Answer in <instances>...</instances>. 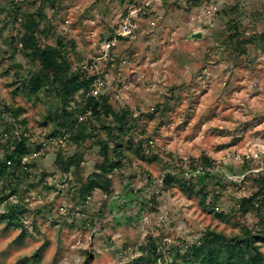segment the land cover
Here are the masks:
<instances>
[{"label": "rangeland", "instance_id": "rangeland-1", "mask_svg": "<svg viewBox=\"0 0 264 264\" xmlns=\"http://www.w3.org/2000/svg\"><path fill=\"white\" fill-rule=\"evenodd\" d=\"M29 21L39 47L62 43L95 77L66 127L52 85L29 91ZM89 96L127 113L123 132L113 113H81ZM18 134L30 152L0 183V264H202L188 248L209 230H250L264 262V0H0V159ZM104 169L108 193L93 183ZM258 192L259 212H240Z\"/></svg>", "mask_w": 264, "mask_h": 264}, {"label": "trees", "instance_id": "trees-1", "mask_svg": "<svg viewBox=\"0 0 264 264\" xmlns=\"http://www.w3.org/2000/svg\"><path fill=\"white\" fill-rule=\"evenodd\" d=\"M37 27L38 24L34 21L26 22L24 24L25 34L21 38L22 48L31 52L32 59H37L39 61L42 70L39 75H34L30 79L28 88L32 94H37L48 84L53 86L55 95L61 103L59 125L66 127V123L63 120L66 118H73L75 115V112L69 110L72 99L81 91L90 89L95 81V77L86 79L84 76L73 72L70 63L64 58L65 47L62 43L55 47H39L35 38ZM51 80H53L55 84H52ZM101 99L102 100H97L95 96H89L86 104L80 110L81 113H86L88 110H91L93 114H99L101 111L106 115L113 113L117 120V126L115 129L123 132V123L125 119H127V113L114 112L108 102V99L105 96H102ZM83 122H80V125L74 131L75 136L79 141L91 137L86 134V128ZM56 134L57 132H55L54 136ZM27 141L28 140L24 135L18 134L16 139L10 143L9 149H11V151L5 158L0 159V183L5 177H8L10 174V168L13 167L18 170L21 168L23 159L30 152ZM119 147H116L114 151L120 158H123L125 157V152ZM100 153L104 159V164L110 163V154L107 144L102 146ZM211 161L212 160L209 158L204 159L206 164ZM112 168L113 166H110L109 169ZM103 173H105V169L102 170V175L95 174L93 177V183L95 185L94 187L108 193L110 186L105 180L106 178ZM11 175H14V173ZM178 176L179 174H175L173 172L166 173L162 180L165 189L179 182ZM191 177H196V175L193 173ZM187 189L190 191L195 190V185L193 183H189ZM199 192L203 193L205 196V192L203 190H200ZM261 195L262 192H258L249 198H243L240 204V212L243 214L257 211L259 212V208H257V202H255V200ZM19 210L20 208L18 206H14L9 210V221H11V223H13L14 219L18 217L20 213ZM14 225L20 227L18 224ZM24 227L25 226H22V232L25 231ZM261 240L262 238L255 236L250 230H246L244 234L231 238L226 237L222 233L209 230L202 238L203 244H194L188 248V255L193 256L197 262L202 264H264L263 253L259 245ZM91 257L92 255L89 253L88 261L85 264L89 263Z\"/></svg>", "mask_w": 264, "mask_h": 264}, {"label": "water", "instance_id": "water-1", "mask_svg": "<svg viewBox=\"0 0 264 264\" xmlns=\"http://www.w3.org/2000/svg\"><path fill=\"white\" fill-rule=\"evenodd\" d=\"M195 37H196V38H200L201 35H200V34H195Z\"/></svg>", "mask_w": 264, "mask_h": 264}, {"label": "built area", "instance_id": "built-area-1", "mask_svg": "<svg viewBox=\"0 0 264 264\" xmlns=\"http://www.w3.org/2000/svg\"><path fill=\"white\" fill-rule=\"evenodd\" d=\"M126 29H129V28H128L127 26H125V30H126Z\"/></svg>", "mask_w": 264, "mask_h": 264}]
</instances>
